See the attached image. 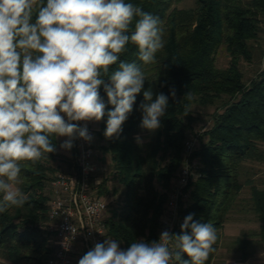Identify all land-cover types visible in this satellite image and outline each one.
<instances>
[{
    "label": "trees",
    "instance_id": "1",
    "mask_svg": "<svg viewBox=\"0 0 264 264\" xmlns=\"http://www.w3.org/2000/svg\"><path fill=\"white\" fill-rule=\"evenodd\" d=\"M181 1L125 0L160 18L165 43L155 54V63L144 64L131 43L120 60L135 62L146 77L143 90L151 88L153 99L159 93L167 95L169 104L161 127L151 132L140 127L143 90L118 138L105 137L106 116L99 121L94 146L98 162L105 167L108 161L109 172L105 168L99 172L96 195L107 200L117 196L105 216L107 239L117 240L122 250L135 241H156L178 173L186 161H195L197 173L186 188L188 199L173 233H181L189 214L194 221L211 222L217 241L205 264H213L223 225L248 186L247 211L259 225L258 230L235 239L244 260L252 240L264 246V188L243 179L245 163H264V52L261 69L247 80L240 64L251 62L254 44L264 33V0H194L192 8H179ZM221 49L228 56L224 68L216 65ZM100 94L107 110H112L103 87ZM194 106L214 111L210 127L196 135L199 145L187 157L185 144L195 120ZM52 142L58 150L55 136ZM61 160L56 151L35 164L21 162L27 166L22 167L17 186L28 200L23 207L0 213V255L8 264H48L53 256L48 210L51 182ZM62 161L70 170L75 167L71 158Z\"/></svg>",
    "mask_w": 264,
    "mask_h": 264
},
{
    "label": "clouds",
    "instance_id": "2",
    "mask_svg": "<svg viewBox=\"0 0 264 264\" xmlns=\"http://www.w3.org/2000/svg\"><path fill=\"white\" fill-rule=\"evenodd\" d=\"M160 25L159 17L125 0H0V213L27 202L15 187L27 166L21 162L55 153L52 136L66 137L60 148L70 150L77 139H93L87 122L106 116L105 137H119L146 80L120 55L131 43L144 64L155 63L165 43ZM143 97L140 127L155 131L169 97L153 99L151 88ZM216 241L213 224L189 214L180 234L164 230L158 241H135L126 250L107 239L78 264H205Z\"/></svg>",
    "mask_w": 264,
    "mask_h": 264
},
{
    "label": "built area",
    "instance_id": "3",
    "mask_svg": "<svg viewBox=\"0 0 264 264\" xmlns=\"http://www.w3.org/2000/svg\"><path fill=\"white\" fill-rule=\"evenodd\" d=\"M84 126L85 122H78ZM93 139L74 141L70 158L75 167L66 172H58L51 182L52 196L49 202L48 218L50 230L54 233V253L48 264H73L76 251L87 252L96 243L107 240L105 216L108 209L106 197L96 195L101 171L98 153L94 146L95 132L87 122ZM195 148V140H187L186 156ZM196 162H185L168 194L165 210L161 217L156 241L164 230L170 233L179 224V211L188 199L187 186L196 175ZM174 234V233H173ZM174 264V262H173Z\"/></svg>",
    "mask_w": 264,
    "mask_h": 264
},
{
    "label": "rangeland",
    "instance_id": "4",
    "mask_svg": "<svg viewBox=\"0 0 264 264\" xmlns=\"http://www.w3.org/2000/svg\"><path fill=\"white\" fill-rule=\"evenodd\" d=\"M194 5V0H182L179 4V8H192ZM255 49L253 51V57L250 63L242 61L240 64V69L244 73L245 79H249L255 75L262 67V52H264V33L260 34L258 41L255 42ZM228 56L224 49H221L216 58V65L218 68H224L227 65ZM213 107H193V117L194 122L192 124V130L189 133L188 140H195V148H197L198 141L196 135L202 134L205 130L210 127L211 115L213 112ZM90 126L95 130L98 128L99 122H89ZM66 139V137H59L58 150L61 159H69L71 154L70 150H64L60 148V144ZM97 145V141L94 142ZM59 163L60 168L57 172H63L70 170L66 168L65 161ZM101 169L108 173V161L105 167L100 164ZM73 169V168H72ZM244 176L243 179H249L255 186L259 188H264V163L258 162H247L244 165ZM56 172V173H57ZM103 172V171H102ZM103 172V173H104ZM103 176V174H102ZM98 180L101 181V175H98ZM115 183V182H113ZM18 184L15 185V187ZM112 185V184H111ZM117 196H109L108 209L116 202ZM249 201V187L245 186L243 189L239 201L235 204L233 210L230 212V216L224 223L222 228L221 242L219 248L215 254L213 264H264V246L254 239L253 245L247 248L248 257L246 259L241 258V252L239 247L235 244V239L242 237V234L249 233L250 231L258 230L259 223L255 219L254 215L247 211ZM257 241V242H256ZM53 245V241H52ZM0 264H8L5 260L1 258Z\"/></svg>",
    "mask_w": 264,
    "mask_h": 264
},
{
    "label": "crops",
    "instance_id": "5",
    "mask_svg": "<svg viewBox=\"0 0 264 264\" xmlns=\"http://www.w3.org/2000/svg\"><path fill=\"white\" fill-rule=\"evenodd\" d=\"M86 254V252L76 251L73 255V264H78L79 259Z\"/></svg>",
    "mask_w": 264,
    "mask_h": 264
}]
</instances>
